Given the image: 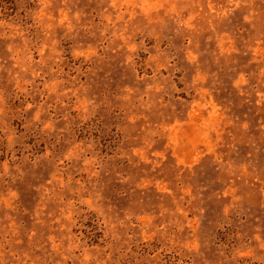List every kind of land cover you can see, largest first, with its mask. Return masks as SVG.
<instances>
[{"label": "rangeland", "instance_id": "rangeland-1", "mask_svg": "<svg viewBox=\"0 0 264 264\" xmlns=\"http://www.w3.org/2000/svg\"><path fill=\"white\" fill-rule=\"evenodd\" d=\"M0 264H264V0H0Z\"/></svg>", "mask_w": 264, "mask_h": 264}]
</instances>
